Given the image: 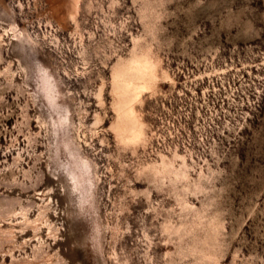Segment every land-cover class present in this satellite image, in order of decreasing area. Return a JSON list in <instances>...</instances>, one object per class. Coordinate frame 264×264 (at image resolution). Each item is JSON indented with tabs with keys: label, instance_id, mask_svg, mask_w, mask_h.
<instances>
[{
	"label": "rangeland",
	"instance_id": "1",
	"mask_svg": "<svg viewBox=\"0 0 264 264\" xmlns=\"http://www.w3.org/2000/svg\"><path fill=\"white\" fill-rule=\"evenodd\" d=\"M0 264H264V0H3Z\"/></svg>",
	"mask_w": 264,
	"mask_h": 264
},
{
	"label": "bare ground",
	"instance_id": "2",
	"mask_svg": "<svg viewBox=\"0 0 264 264\" xmlns=\"http://www.w3.org/2000/svg\"><path fill=\"white\" fill-rule=\"evenodd\" d=\"M2 2L3 0H0V3ZM155 75L152 62L148 61L146 57L138 56H134L126 62L119 61L116 69L113 71V86L117 97L121 98L120 102L117 103L119 123L114 130L124 133V135H120L122 136L121 141L127 144H138L140 140L139 136H143L145 132L144 123L137 121L135 118L134 103L142 95V92L147 88L148 82ZM160 165L166 166V170L160 172L158 169H155L154 173L156 176L163 178L166 175L171 180L176 178L177 172L171 171L167 163L165 164L162 161Z\"/></svg>",
	"mask_w": 264,
	"mask_h": 264
}]
</instances>
